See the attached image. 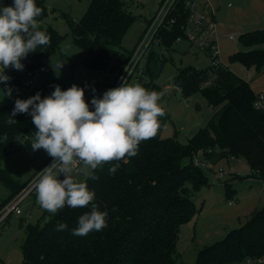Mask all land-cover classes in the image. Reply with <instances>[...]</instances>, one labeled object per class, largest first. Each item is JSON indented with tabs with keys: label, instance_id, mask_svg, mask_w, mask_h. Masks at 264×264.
<instances>
[{
	"label": "trees",
	"instance_id": "trees-1",
	"mask_svg": "<svg viewBox=\"0 0 264 264\" xmlns=\"http://www.w3.org/2000/svg\"><path fill=\"white\" fill-rule=\"evenodd\" d=\"M4 1L6 6L13 3V0ZM36 4L43 9L37 17L39 29L50 36V44L37 48L22 60L27 72L34 76L64 39L54 29L42 25L49 14L46 0H36ZM179 13L178 20L160 33L159 47L166 51L173 49L178 38L185 37L182 26L186 14L182 5ZM134 20L125 0H94L80 21L71 22L67 17L85 67L107 70L114 59L111 71L116 79L107 90L114 87L130 61L132 53L119 48ZM240 40L247 50L235 53L231 61L260 70L264 66V29L246 32ZM163 60L161 51L155 49L147 58L138 83L149 91L154 89L151 84L160 75ZM12 82L24 86L21 80ZM175 82L184 97L201 92L210 106L221 108L186 145L179 144L175 138H162L158 132L165 122L160 119L156 136L141 141L136 156L105 164L95 171L98 179H86L89 189L95 192L99 210L107 212V226L85 236L73 235L78 217L90 211V206L76 209L65 206L49 219L28 227L22 264H179L177 242L181 225L197 213L192 195L209 185L207 173L211 168L194 163L199 152L211 166L229 157L245 159L252 174L264 179V102L259 108L255 106L260 95L250 84L214 61L207 68L180 69ZM56 85L61 90L72 86L50 80L34 88L30 97L37 93L41 98L49 96ZM77 86L84 89L85 101L94 110L92 98H102L105 91L90 82ZM14 105V99H0V182L12 186L11 178L3 170V161L17 137H30L36 131L32 118L27 119L24 114L13 117L17 124L6 123ZM5 133L7 140L3 139ZM116 163L119 168L110 175L109 168ZM24 187L13 186V198ZM225 189L230 199L234 189L227 183ZM60 223H66L67 228L56 230ZM248 261L264 264V206L252 213L245 224L230 230L224 239L201 249L195 264H247Z\"/></svg>",
	"mask_w": 264,
	"mask_h": 264
},
{
	"label": "rangeland",
	"instance_id": "rangeland-1",
	"mask_svg": "<svg viewBox=\"0 0 264 264\" xmlns=\"http://www.w3.org/2000/svg\"><path fill=\"white\" fill-rule=\"evenodd\" d=\"M93 1L46 0L49 14L42 25L44 28L54 29L63 35L64 39L38 74L32 75L31 79L26 78L28 72L23 61H21L24 65L23 70L6 69L5 74L11 79L7 84L0 83L2 101L28 99L34 88L50 80L70 85L90 82L99 85L104 91L107 90L116 79V74L111 71L114 59L107 70H91L85 67L81 62L82 51L75 43L67 21V17L71 22L83 19ZM125 1L135 20L125 34L119 50L131 54L147 34L149 23L155 16L160 2ZM212 2L216 6L221 5L218 15L220 36L218 63L248 82L253 91L264 99V66L258 70L256 67L248 68L240 62L231 61L235 53L247 50L240 40L242 34L264 29V0H212ZM0 6H6L4 0H0ZM230 36L234 39L231 40ZM154 49L161 51L164 58L162 71L151 84V87L154 86L153 90L164 93L161 106L165 115L159 119L164 120L165 127L158 133L162 138H175L179 144L186 145L189 139L207 126L221 106H210L201 92L184 97L175 79L180 69L187 66L207 68L213 64V59L207 53L192 47L185 37H181L172 50L166 51L156 43ZM144 65L145 60L142 61L141 67ZM13 80H21L24 86H17ZM128 83L135 84L138 81L133 76ZM9 88L12 90L11 96L4 95L3 92ZM31 142L32 136L17 137L3 161V170L11 178L13 186H26L52 161L42 149L33 152ZM199 154L196 159L204 162L203 156ZM207 175L209 185L192 195L197 209L196 215L181 225L177 242L179 264H195L201 249L224 239L230 230L245 224L252 213L264 206V179L252 174L250 164L245 159L225 158L212 166ZM78 179L87 178L78 176ZM226 183L234 189L230 199L226 197ZM13 186L0 182V208L16 197L15 195L13 198L15 190ZM20 209L22 215L14 213L0 225V264H22L23 245L28 227L52 216L36 203L35 190L21 203Z\"/></svg>",
	"mask_w": 264,
	"mask_h": 264
},
{
	"label": "clouds",
	"instance_id": "clouds-1",
	"mask_svg": "<svg viewBox=\"0 0 264 264\" xmlns=\"http://www.w3.org/2000/svg\"><path fill=\"white\" fill-rule=\"evenodd\" d=\"M42 13L36 0H13L11 6H0V83L11 79L6 69L23 70V59L50 44V36L39 29L37 17ZM11 91L9 88L3 94L11 96ZM163 96V92L149 91L122 78L119 87L108 89L102 98H92L94 110L85 101L84 89L75 84L67 90L56 85L44 98L37 93L16 99L6 123L17 124L13 119L17 114L30 115L36 129L32 151L42 149L52 158L33 181L36 203L52 215L65 206H90V211L78 217L73 235L85 236L105 228L107 212L99 210L95 192L78 176L96 180L95 171L105 164L136 156L141 141L155 137L160 128L159 118L165 115ZM3 139L7 140V133ZM118 168L119 164H114L109 174L114 175ZM66 228V223H60L56 230Z\"/></svg>",
	"mask_w": 264,
	"mask_h": 264
},
{
	"label": "built area",
	"instance_id": "built-area-1",
	"mask_svg": "<svg viewBox=\"0 0 264 264\" xmlns=\"http://www.w3.org/2000/svg\"><path fill=\"white\" fill-rule=\"evenodd\" d=\"M159 2V8L149 23L147 34L133 51L128 65L115 82L113 88L121 85L122 78L129 82L135 76L139 82V76L143 73L149 54L154 50V44L156 43L159 46L161 43L160 33L162 29L170 28L178 20L180 5H182L186 14L185 22L182 26L185 38L188 39L192 47L212 57L214 64L218 63L220 36L216 21L217 10L213 4L209 0H159ZM230 39L233 40L234 37L230 36ZM144 60L145 65L141 67V63ZM26 78L31 79L32 74L27 73ZM263 102L264 99L260 96L255 106L259 108ZM24 116L29 119L28 114H24ZM51 163L52 161L48 165ZM194 163L207 169L212 167L210 164H205V162L198 159ZM35 177L26 184L12 201L3 207L0 212V223L14 213L16 215L22 214L20 205L35 190L33 184ZM247 264H252V261H248Z\"/></svg>",
	"mask_w": 264,
	"mask_h": 264
},
{
	"label": "crops",
	"instance_id": "crops-1",
	"mask_svg": "<svg viewBox=\"0 0 264 264\" xmlns=\"http://www.w3.org/2000/svg\"><path fill=\"white\" fill-rule=\"evenodd\" d=\"M210 2H211V4H213V6L216 8V10H217V13H216V21H217V24H218V30H219V22H218V15H219V11H220V9H221V5H219V6H216L213 2H212V0H209ZM165 127V126H164ZM164 129V128H163ZM163 129H162V131H163ZM23 214V213H22ZM21 214V215H22Z\"/></svg>",
	"mask_w": 264,
	"mask_h": 264
}]
</instances>
